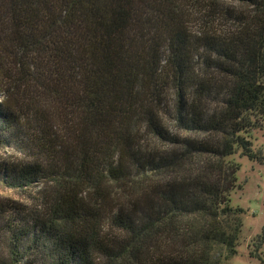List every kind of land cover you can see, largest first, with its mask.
Masks as SVG:
<instances>
[{"label": "trees", "instance_id": "trees-1", "mask_svg": "<svg viewBox=\"0 0 264 264\" xmlns=\"http://www.w3.org/2000/svg\"><path fill=\"white\" fill-rule=\"evenodd\" d=\"M231 1L248 11L213 0H0V93L23 94L15 108L0 104V137L22 129L38 149L0 173L9 190L40 188L38 209L4 230L0 264L237 257L235 158L257 161L251 137L264 124V0ZM199 7L210 20L200 37L188 22ZM263 249L264 231L251 253L260 264Z\"/></svg>", "mask_w": 264, "mask_h": 264}, {"label": "rangeland", "instance_id": "rangeland-1", "mask_svg": "<svg viewBox=\"0 0 264 264\" xmlns=\"http://www.w3.org/2000/svg\"><path fill=\"white\" fill-rule=\"evenodd\" d=\"M219 2L222 6L235 8L239 11H248L246 6H240L231 0H213ZM207 3V0L206 2ZM191 18H189V28L194 36L200 37L203 33L204 26L208 23L206 19V10L190 9ZM223 25V26H220ZM233 21L226 24H218V28L233 29ZM201 51L199 55H202ZM204 55V54H203ZM202 66L201 56L197 60ZM172 95V94H171ZM23 94L21 91L1 92L0 104L6 102L12 107L21 104ZM174 101V97H172ZM24 125V120L23 122ZM22 129H14L5 137H0V141L6 140L7 144H0V170L20 165L21 163L31 162L38 153L36 147L28 148L29 142L24 140ZM253 151L255 152L257 161H250L246 157L236 156L235 161L240 166L238 172V182L236 190L232 193V206L234 209H241L242 233L239 240L237 257L226 262L225 264H260L259 261L251 256L254 253L257 237L264 231V124L262 129L253 132L251 137ZM4 174L0 173V255L5 256L7 252L6 246L3 244V232L8 225H17L25 217V213H31L38 209L40 201L35 200L40 190L36 186L31 194L12 191L5 187L2 180ZM264 251V249H263Z\"/></svg>", "mask_w": 264, "mask_h": 264}]
</instances>
